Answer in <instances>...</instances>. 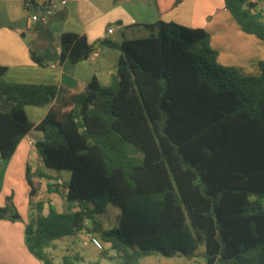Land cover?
<instances>
[{
	"label": "trees",
	"instance_id": "obj_1",
	"mask_svg": "<svg viewBox=\"0 0 264 264\" xmlns=\"http://www.w3.org/2000/svg\"><path fill=\"white\" fill-rule=\"evenodd\" d=\"M38 1L23 0L35 11ZM223 4L243 33L264 42V21L253 5ZM145 27L155 33L119 45L102 42L120 51L108 86L93 79L75 93L5 83L6 68L0 66V99L11 106L0 108V158H9L36 130L43 133L35 150L44 166L70 171L67 182L54 178L47 185L62 196L66 211L57 212L48 201L43 215L44 203L31 201L39 175L26 169L27 251L53 264L51 244L85 228L121 264L153 255L264 264V61L258 76H243L217 63L202 29L164 22ZM60 45L59 57L29 46L30 58L39 66L65 59L76 64L94 51L85 37L71 33L62 34ZM49 104L40 123L28 121L25 106ZM7 201L0 219L13 220ZM109 206L120 213L117 226L106 230L97 216ZM78 261L62 258V264Z\"/></svg>",
	"mask_w": 264,
	"mask_h": 264
},
{
	"label": "crops",
	"instance_id": "obj_2",
	"mask_svg": "<svg viewBox=\"0 0 264 264\" xmlns=\"http://www.w3.org/2000/svg\"><path fill=\"white\" fill-rule=\"evenodd\" d=\"M51 1L57 8L47 23L42 24L29 21L37 11L28 9L23 0H0V66L6 68L1 78L5 83L49 85L75 93L81 92L93 79L100 86H108L120 53H116L118 49L103 46L102 42L119 45L123 40L136 39L130 36L134 37L141 27L157 22L202 29L209 35V47L217 52V63L235 68L243 76H258V63L264 61V42L242 32L225 9L223 0H66L64 6L59 4L61 0ZM64 33L85 37L97 56H89L76 64L65 59L39 66L31 60L29 46L39 53L59 57ZM52 105L25 106L23 111L28 121L36 125ZM42 139V132L30 130L9 158H0V208L10 198L15 211L13 218L16 217L0 219V264H43L25 247L27 221L20 214L27 213L29 203L27 168L39 175L33 177L34 187L38 183L43 184V189L49 183L55 184V180L51 182L55 177L48 174L35 150V143ZM32 160L37 161L35 168L30 165ZM51 194L49 200L54 204L53 196L60 194ZM192 260L205 264L200 256Z\"/></svg>",
	"mask_w": 264,
	"mask_h": 264
},
{
	"label": "rangeland",
	"instance_id": "obj_3",
	"mask_svg": "<svg viewBox=\"0 0 264 264\" xmlns=\"http://www.w3.org/2000/svg\"><path fill=\"white\" fill-rule=\"evenodd\" d=\"M262 19L264 21V16L262 17ZM139 31L140 32H137V34L134 35V37L130 36V38H136V39L147 38L151 34L155 33L154 32L155 30L151 32L150 29L147 27H141ZM116 53H120V51L117 50ZM0 108L9 111L11 109V106L10 104L5 105L4 102L0 99ZM30 165L31 167L35 168L37 165V161L35 162L34 160H32ZM45 169H47L48 174L50 176L56 178L58 183L67 182L70 178V171L67 169L53 170V169H48L46 167ZM53 181L54 180H52L51 182ZM44 182H46V180ZM35 187L37 188V193L34 196H31V201L33 203L42 201L44 203V209L42 214L45 215L48 212L47 211L48 201H50L49 197L52 194L51 192H49L48 187H45L43 189L44 187L43 184H39V183L35 184ZM27 194L30 199L28 192ZM250 200L253 201L254 198L251 197ZM260 201L264 203V198H261ZM53 202L54 204L53 203L52 204L57 212L66 211V202L63 200L61 195L53 196ZM119 213L120 212L118 209L109 206L106 208V210L103 213L98 214L97 219L102 223L104 229L106 230L113 229L118 224ZM20 214L22 215V217L26 218V221H28L30 217L29 203H28L27 213L26 211L24 212L22 211L20 212ZM21 219L22 221H24L23 218ZM103 248L104 249L101 253L97 252L93 248L86 249V247H83L81 245V239L79 235H76L74 237H67L53 242L51 246L47 249V253L51 257L53 264H62V258L64 256H71V257L77 256L80 259V261H78L75 264H121L120 258L115 251L111 250L109 246L105 244H103ZM199 251L202 253L204 251V247L201 246L199 248ZM138 264H196V263L193 262V260H186L183 257L165 258L160 255H153V256L141 258Z\"/></svg>",
	"mask_w": 264,
	"mask_h": 264
},
{
	"label": "built area",
	"instance_id": "obj_4",
	"mask_svg": "<svg viewBox=\"0 0 264 264\" xmlns=\"http://www.w3.org/2000/svg\"><path fill=\"white\" fill-rule=\"evenodd\" d=\"M65 3L66 0H61L59 4L64 6ZM37 5L38 10L35 14L31 15L29 21L31 23L40 22L42 24H46L49 17H51L53 12L56 10L57 4L51 0H39ZM249 5H253L252 10L254 12L260 13L262 17L264 16V0H245V6L248 7ZM39 9H41V11ZM111 33L112 30H109L108 34ZM90 56L95 57L97 56V53L93 52ZM84 225L88 226V223L85 222ZM78 235L81 239V245L83 247H91L99 253L103 251L104 248L101 240L87 229L84 228Z\"/></svg>",
	"mask_w": 264,
	"mask_h": 264
},
{
	"label": "water",
	"instance_id": "obj_5",
	"mask_svg": "<svg viewBox=\"0 0 264 264\" xmlns=\"http://www.w3.org/2000/svg\"><path fill=\"white\" fill-rule=\"evenodd\" d=\"M40 11H41V9H40ZM14 218H16V217H14Z\"/></svg>",
	"mask_w": 264,
	"mask_h": 264
}]
</instances>
